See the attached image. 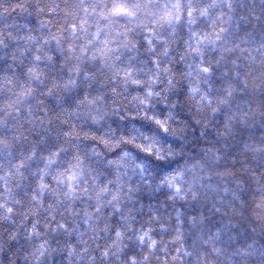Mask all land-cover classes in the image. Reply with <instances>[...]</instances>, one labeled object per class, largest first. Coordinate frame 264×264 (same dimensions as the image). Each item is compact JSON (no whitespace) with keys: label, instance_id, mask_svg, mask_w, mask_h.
Wrapping results in <instances>:
<instances>
[{"label":"clouds","instance_id":"clouds-1","mask_svg":"<svg viewBox=\"0 0 264 264\" xmlns=\"http://www.w3.org/2000/svg\"><path fill=\"white\" fill-rule=\"evenodd\" d=\"M0 264H264V0H0Z\"/></svg>","mask_w":264,"mask_h":264}]
</instances>
